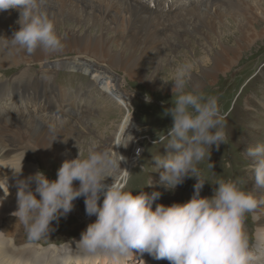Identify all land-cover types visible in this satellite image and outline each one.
<instances>
[{
  "label": "clouds",
  "instance_id": "9594fccd",
  "mask_svg": "<svg viewBox=\"0 0 264 264\" xmlns=\"http://www.w3.org/2000/svg\"><path fill=\"white\" fill-rule=\"evenodd\" d=\"M47 2L0 0V13L11 10L19 13L20 28L10 39L13 47L29 55L37 50L47 54L63 50ZM192 76L191 63L178 66L171 82L173 106L165 110L172 117L173 126L154 142L164 144L169 151L166 156H153L152 160L156 168L165 170L160 183L168 190H175L187 178L197 180L190 202L159 204L153 210L160 192L148 195L141 191L134 195L133 191L125 190L126 184L119 183L118 178H131L132 174L121 167L126 158L115 149L129 146L134 137L127 135L124 141H115L114 146L102 150L90 148L87 158L82 159L79 150V158L64 161L55 180L41 171L19 179L23 165L12 169L18 191L17 210L11 215L23 225L30 242L49 240L55 230L53 221L67 216L75 207L74 201L85 197L86 214L97 216L77 242V248L86 253V262L103 257L110 264H130L138 251L169 264H264L253 251L246 230L248 215L255 217L257 209L264 206V196L258 198L253 194L264 190V143L248 148L245 153L254 162L253 190L242 188L245 183L242 179L219 180L214 196L202 198L200 193L206 183L200 178L198 165L206 157L210 160L213 146L219 150L222 144L227 145V113L222 111L217 97L205 95L199 87L186 90L191 86ZM108 178L114 183L106 184ZM151 183L150 180L148 186ZM4 193L5 197L10 194L9 190Z\"/></svg>",
  "mask_w": 264,
  "mask_h": 264
},
{
  "label": "rangeland",
  "instance_id": "374dc122",
  "mask_svg": "<svg viewBox=\"0 0 264 264\" xmlns=\"http://www.w3.org/2000/svg\"><path fill=\"white\" fill-rule=\"evenodd\" d=\"M78 1L80 2H76L77 4L85 3L89 7H94L108 6L112 4L114 0ZM122 1L127 2L131 0ZM185 1H189L191 3L189 8L183 4V0H175V3L170 5L168 11L163 8V6H160L162 8L155 9L159 14L164 15V17H166L165 21L170 24L177 25L180 22H191V24L185 29H179L180 34L178 41L180 43V47L175 50V53H168L169 55L167 54V59L161 61L162 63H160V67L154 68L151 65L143 64L146 73L150 75L149 80L154 81L153 84L150 85L145 81L138 82L128 78L126 79L124 75L116 73L124 82V90L126 95H128L127 97L132 99V105L130 104L132 107L126 106L124 109L119 110L117 108V104H115L114 101H110V99L105 95H102L98 89L93 90L91 93H87L88 105L85 106V116L86 114H89L91 107H93V111L95 108H98L97 110L100 112L92 115L90 119H85L83 117L75 119V121L72 122L73 125H71L66 132L68 135H74L75 132L79 133V139L73 137L74 140L72 139L70 142L73 143V145L68 142L67 143L71 147L76 148L77 153H79V150L81 153L82 149L87 150L93 147L95 148L96 146L101 145L104 141L107 142L106 139L111 138L114 133V125L116 123L121 122L129 112H135L138 113L136 114L137 119L135 122H137V129L140 132L139 138L136 139V142L139 141L138 145H140L145 139L144 146L147 148V145H150L149 141L154 143L158 139V136L166 135L167 130L173 126L172 117L165 114V110L173 106L172 100L174 97L172 89L174 85L171 82L174 79L178 66L185 63H191L193 65V76H200L202 78V84L200 86H195L193 81H191V86L186 90L190 91L193 87H199L205 95L217 97L222 111L227 113V127L225 129L228 136L227 145L222 144L219 150L213 146L210 160L206 157L205 160L198 165L201 174H210L204 178V182L206 183L205 185H211L213 182H218L219 180L217 179V176L221 175L223 171L227 174V177H221L220 180L228 181L242 179L245 183L242 184L241 187L245 190H253L255 188L252 169L254 162L252 158L249 157H247L248 160H246L245 153L248 148L256 147L257 145L264 143V55L256 57L257 52L264 54V0H233L229 2L230 7L221 16V19H218L215 22L208 21V23L200 17L202 11L199 9L205 4H209L210 0ZM133 4L143 5L139 0H133ZM215 5L216 6L214 7L220 9V13L222 14L223 11H221L222 6L220 8V0H218ZM210 6L211 5L209 4L204 8L206 9ZM170 11L172 12L171 16L168 14ZM51 15L61 23L59 25L60 28L67 26V28L63 31L56 28L57 33L62 38L64 37L67 29L71 26L79 24L76 18L72 19L70 15H65L61 12L55 11L52 12ZM118 15L119 12L117 10L115 14H113L112 18L117 17ZM192 22H200L201 25H199V30H197L198 32L190 31L196 30L198 25L192 24ZM142 24L143 23L141 21L136 22V26H141ZM78 26L81 28L82 25L79 24ZM124 26L126 27V25ZM19 28V24L0 27V45L5 46L0 53L5 52V49H13L14 51L17 50V48L11 45L10 39L12 38L14 32L18 31ZM167 38L174 39L175 34L173 32H169L167 34ZM19 52L20 51H17V54ZM223 55H228V65L220 70L216 69L214 79H208L202 74L204 70H214L216 62L219 60V57ZM73 57H75V55L70 53L68 50H65V52L48 55V61L54 63L60 60H71ZM33 60L34 59L31 61ZM40 69L39 64L33 62L29 64L24 63L22 66L14 69H2L1 67L0 96L6 97L8 95L16 94L15 90L10 93L9 89L11 84H17V77H21L23 81L31 80L30 82H36L35 76L40 73ZM29 75L32 76L30 77ZM226 77H228L229 85L224 81ZM8 78L17 79L10 81ZM63 78H70L67 80L66 85L71 89L72 87L78 86L79 83L85 84L86 82H90L89 76L81 73L72 74L63 72L61 74V79ZM235 78H237V80H235V84L233 85ZM240 86H244L241 99L233 102L234 94H232V92L236 87ZM13 88H15V85H13ZM177 95H179V93H177ZM146 97L149 102L146 100ZM144 100H146V102ZM135 105L138 107V110ZM16 107L18 109L20 108L19 105H16ZM55 113L56 112H51L50 115L54 116ZM24 119L27 121L32 120V118L13 117L8 119L5 117V113L0 114V120L2 121H22ZM81 120L91 122L89 130L88 126L85 127L80 124L79 121ZM148 127L151 128V131H149ZM12 128H14V130L17 129L15 127ZM148 131L149 133L153 132L154 135H150ZM10 133L11 131L8 132V134L2 132L3 136L0 135V142L6 144L4 146L9 145L11 148H17L14 141L16 136L15 134L11 136ZM159 149L160 146L156 149V152ZM168 151V149L165 150L167 154ZM150 157L151 155L146 152L144 159ZM53 161L54 160H52L49 166L41 167L40 169V171L45 173L47 178L50 180L57 179V172L59 170V167L54 166ZM244 161L247 164L245 167L243 166ZM127 180L128 177L126 178L125 184L127 183ZM135 180L136 177L132 179V183ZM139 184L140 183L136 180L135 188H132L131 190L137 188L139 190ZM9 186L12 185L10 184ZM0 188H2L0 189V200L6 202L8 205L7 207L6 204H4L5 213H10L14 210L16 211L17 187H8L13 195L7 197H5L4 191L8 190V188L3 186V184ZM205 189L206 187L202 189L200 193L201 197L210 198L209 195L204 193ZM253 194H260V196H264V190H261V192L257 190L253 192ZM15 197L16 200H14ZM191 199L192 197L188 196L184 200V204L190 202ZM14 201L16 203H14ZM158 201L159 202L153 206V210L159 204L172 206L173 203L179 202L175 198L167 200L166 202H162L163 199L159 198ZM180 204L183 203L180 202ZM70 216H61L58 222L53 221L52 227L56 231L54 230L50 234L49 240H41L34 243L42 244L39 245V248L45 249V245L50 242L61 243L66 239L68 234L75 235L83 232L82 229L84 225L81 224V228L78 226L79 222L74 218V214ZM1 217L3 216H0V218ZM246 230L250 239V245L253 251L256 252L258 250V240L262 237H260V234L257 231L256 221L252 214H249L247 217ZM0 234H2L1 230ZM20 238L24 239V235H21ZM25 239L29 241L26 232ZM80 240H78V242ZM23 244L24 242L22 240L21 245ZM18 246L14 247L12 249L14 253L10 254H15L18 259L30 257L29 263L24 264L36 263L37 260H39L40 257L38 256V253L35 252L37 247H35L34 250H29L30 252H28V248ZM261 246L259 247L261 249V253H264ZM164 261L169 263L167 260Z\"/></svg>",
  "mask_w": 264,
  "mask_h": 264
},
{
  "label": "bare ground",
  "instance_id": "6f19581e",
  "mask_svg": "<svg viewBox=\"0 0 264 264\" xmlns=\"http://www.w3.org/2000/svg\"><path fill=\"white\" fill-rule=\"evenodd\" d=\"M231 1L233 0H220V8L222 6L221 11H223L222 14L220 13V9L216 7H209L206 9L200 8L199 10L202 11L200 17L207 23L208 21L215 22L221 19V16L229 9V2ZM217 2L218 0L216 3ZM46 7L50 17L56 22L57 29L63 31L67 26L60 28L59 25L61 23L51 15V13L55 11L70 15L72 19L76 18L79 24L82 25L81 28H79V24L71 26L67 29L64 37H60L64 44V48L60 52L68 50L75 55V57L71 60H60L51 63L48 61V55L55 53L47 54L42 50H37L35 54L29 55L26 51L19 50L18 48L16 51L13 49H5V52L0 53V68L14 69L22 66L24 63H38L41 68L40 73L43 75L38 73L35 76L36 82L34 83H38L39 80H43L44 82L47 81V79L52 78L57 71H78L89 76L90 82L87 84V93H91L93 90L98 89L102 95H105L110 101H114L119 110L124 109L126 106L132 107L130 106L132 99L127 97L128 95H126L124 90V82L116 73L124 75L126 79L128 78L138 82L145 81L152 85L154 81L149 80L150 75L146 73L143 64H148L157 68L158 61L162 57L161 61L167 59L168 53H175V50L180 47L178 41L180 34L179 29H185L191 24V22H180L177 25L170 24L165 21L166 17H164V15L159 14L156 10H150L144 5L133 4V0L127 2L114 0L113 3L108 6L94 7H89L85 3L77 4L76 2L68 0H48ZM117 10L119 15L112 18ZM168 14L171 16L172 12L170 11ZM18 19L19 13L17 11L0 13V27L18 25ZM138 21H141L143 24L141 26H136V22ZM192 24L198 25L196 30L190 31L198 32L199 25H201L200 22H192ZM124 25H126V27ZM169 32L175 34L174 39L167 38ZM4 48V45H0V51ZM17 51L20 52L17 54ZM32 59L34 60L31 61ZM161 61L160 63H162ZM227 65L228 55L220 56L214 66V70H204L202 74L208 79H214L216 69L220 70ZM192 78L195 86H200L202 84V78L200 76L194 75ZM97 109L98 108H95L94 111L92 110V112L86 114L85 117L88 119L90 116L97 113ZM57 112L60 113V111ZM136 114L138 113L129 112L121 122L114 125V133L111 138L106 139L107 142L104 141L101 145L95 147L97 150H102L106 147L114 146L115 141H124L127 135L134 137L127 148L118 147L115 149V151H118L126 158V163H122L121 167L126 168L129 172L132 169L130 164L139 152V141L136 142V139L139 138L140 132L137 129V122H135L137 119ZM79 122L85 127L88 126L89 130L91 122L83 120ZM130 122L131 126L129 127ZM12 127L17 128L14 133L16 136L14 141L17 148H11L7 144L8 146H3L2 150L8 149V154L1 157L2 153H0V180L5 181L6 179L12 186L16 187L17 180V177L13 175L12 169H19L21 165H23V173L18 178L26 179L40 171L41 167L49 166L52 160H54V166L60 168L64 161L79 158V153H77L76 148L64 142V140H71V138L74 137V135H68L66 131L60 135L58 131L44 128L36 119L30 121L25 119L22 121L0 120V135H2V132L8 134ZM65 134H67V136H65ZM75 138L79 139L77 136ZM88 152L89 149H82L80 153L81 158H87ZM126 178L127 176L119 177L118 182L125 183ZM105 183L111 185L114 181L112 178H108ZM75 187H79V181L75 182ZM35 188L36 185L32 187V190L35 191ZM5 192H7V190ZM9 193L8 196L13 195L11 190H9ZM260 197L261 196L258 198ZM37 198H40L38 194ZM103 199L104 197L101 196L99 202L100 206L103 205ZM14 200H16V197ZM14 203L16 202L14 201ZM4 204H6V202L0 200V216H3L0 218V230L2 231V234H0V264L29 263L30 257L18 259L15 254H10L14 253L12 251L14 247L21 245L23 239H21L20 236L25 234V230L23 225L18 224L17 218L10 214L12 211L10 213H5ZM74 205L73 211L68 213V215L74 214V218L78 220L80 225H84L83 228L84 231H86L90 224L96 222L97 216H88L86 214L85 197L78 198L74 201ZM6 206L8 207L7 204ZM15 207H17V205ZM254 218L257 231L260 237H262L258 240V250L256 254L260 255L262 260H264V253H261V249L259 248L262 245L261 248L264 251L263 206L257 209ZM38 256L40 257L39 253Z\"/></svg>",
  "mask_w": 264,
  "mask_h": 264
}]
</instances>
